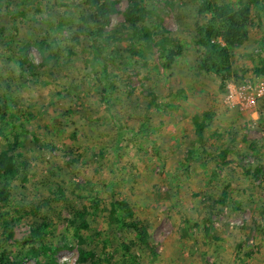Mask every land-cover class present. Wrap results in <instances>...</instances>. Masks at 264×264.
<instances>
[{
    "label": "rangeland",
    "instance_id": "1",
    "mask_svg": "<svg viewBox=\"0 0 264 264\" xmlns=\"http://www.w3.org/2000/svg\"><path fill=\"white\" fill-rule=\"evenodd\" d=\"M115 1L117 14L108 32L124 21L127 1ZM218 1L237 6L238 0ZM142 4L147 23L160 21L173 37L179 35L176 0H142ZM65 11L69 12L60 14ZM56 14V8L47 14L55 27L48 30L64 43L70 26L59 22ZM27 19L18 17L19 41L40 65L42 56L26 36ZM252 19L248 40L233 52L237 78L232 76L224 87L218 76L198 70L190 30L170 71L164 69L156 47L140 49L148 69L136 65L137 58L125 71L108 63L110 73L131 77L133 97L115 107L120 121L112 118L105 104L96 109L83 95L92 90L100 71L84 58L86 42L76 49L82 52L67 71L71 87L61 95V87L49 84V76L31 79L0 50V96L8 84L12 97L7 114L15 115L17 123L21 117L31 133L15 129L31 174L27 181L16 182L14 205L3 210L13 220L7 228L0 221L2 250L23 259V264H35L23 254L33 222L41 221L18 217L16 203H39L47 195L46 185L58 182L75 202L89 207L94 198L100 201V213L87 219L88 231L76 229L71 211L56 207L49 213V241L59 262L75 264L79 249H91L99 232L113 247L122 242L123 234L115 229L108 210L114 200H125L150 234L153 253L142 252L140 264H264V75L257 71L264 69L260 45L264 18L258 21L253 14ZM111 39L113 49L125 48L122 41ZM243 85L251 86L248 94L242 92ZM153 95L156 106H149ZM207 110L214 117L206 137L218 147L226 144L228 132H234V152L225 160L185 164L195 134L191 119ZM12 142V135L0 137V152ZM223 192L229 194L227 203L220 201ZM208 212L213 221L210 236L203 232Z\"/></svg>",
    "mask_w": 264,
    "mask_h": 264
},
{
    "label": "trees",
    "instance_id": "2",
    "mask_svg": "<svg viewBox=\"0 0 264 264\" xmlns=\"http://www.w3.org/2000/svg\"><path fill=\"white\" fill-rule=\"evenodd\" d=\"M127 6L123 12V24L114 31L108 32L111 18L117 14L115 0H0V50L7 61L13 62L20 71L31 79L37 80L39 74L49 76V84L61 87L60 94L69 90L68 70L73 69L77 62L76 51L80 45L87 43L84 58L88 64L100 66L96 76V82L92 90L84 92V96L92 100V105L99 109V105L105 104L112 118L120 121L115 107L125 98L133 97L130 76H117L108 70L109 64H116L125 71L132 58H137L136 65L148 69L147 62L143 59L140 49L150 50L156 47L159 52L162 65L170 71L173 64L182 54L185 45L187 30L192 31V43L197 50V68L208 75H216L220 78L222 87L237 73L233 69L234 51L242 47L248 40L249 27L253 23V14L258 21L264 18V0H238L237 6L233 4H221L218 0H176L178 6V34L173 37L165 31L160 21L147 23V15L142 0H126ZM44 3V5H43ZM46 6L48 9L43 10ZM56 8L65 25L70 26L66 41L59 43L54 38L53 23L46 18ZM69 12L62 13L64 10ZM46 14L45 19L41 14ZM27 16L29 18L27 19ZM18 17L27 19L26 36L30 43L42 56V63L36 65L29 57L22 40L19 41ZM58 20V19H57ZM56 20V21H57ZM258 28L262 29L260 23ZM122 41L124 49L115 50L110 41ZM261 49L264 50V39H261ZM139 48V51L138 49ZM128 54L129 56H125ZM81 55V54H80ZM83 55V54H82ZM264 75V69H258ZM38 72V73H37ZM152 91V89H150ZM12 89L7 84L6 91L0 96V137L12 135L13 142L8 148L0 152V221L4 228L10 226L13 219L10 213L3 210L13 199V188L18 180H28L30 164L21 151L19 135L15 131L18 127L22 132L31 135L26 130V121L20 123L13 120L15 115L7 114L11 107ZM149 106H156V98L152 96ZM214 113L210 110L201 114H195L192 125L195 130L191 146L185 156V164L192 160L213 162L216 158L225 160L234 152L236 136L234 132H228V140L225 145L216 147V141L210 143L206 137V131L211 124ZM13 121V123L11 122ZM11 122V123H8ZM37 142V139L33 138ZM218 151L220 152L218 154ZM258 173V171H256ZM47 184V183H46ZM47 195L40 198L39 203H16L18 217L27 216L38 219L41 222H33L31 234L25 241L27 251L24 258L35 260V264H70L59 262L55 258V252L49 241L50 217L49 213L60 207L71 211L76 229L88 231V218H94L100 213V201L91 200V205L75 202L67 189L61 183H48ZM228 193L223 192L220 201L227 203ZM15 202V201H14ZM109 218L115 223V229L123 234L122 242L114 246L102 237L103 233L96 235L97 241L89 250L79 249V256L75 264H140V254L145 250L153 253L150 245L148 227L134 213L128 201L114 200L110 203ZM211 213L206 214L203 220V232L210 236L213 230ZM3 236L0 235V264H23V259L12 257L1 248ZM103 240H99V239ZM99 240V241H98ZM120 252V255L118 254ZM42 259V260H41Z\"/></svg>",
    "mask_w": 264,
    "mask_h": 264
},
{
    "label": "built area",
    "instance_id": "3",
    "mask_svg": "<svg viewBox=\"0 0 264 264\" xmlns=\"http://www.w3.org/2000/svg\"><path fill=\"white\" fill-rule=\"evenodd\" d=\"M251 90V86L250 85H243L242 86V92H247L246 94H248V92Z\"/></svg>",
    "mask_w": 264,
    "mask_h": 264
}]
</instances>
